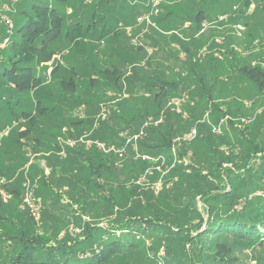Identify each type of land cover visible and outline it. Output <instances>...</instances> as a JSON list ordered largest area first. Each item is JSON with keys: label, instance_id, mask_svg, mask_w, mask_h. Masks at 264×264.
Segmentation results:
<instances>
[{"label": "trees", "instance_id": "trees-1", "mask_svg": "<svg viewBox=\"0 0 264 264\" xmlns=\"http://www.w3.org/2000/svg\"><path fill=\"white\" fill-rule=\"evenodd\" d=\"M94 1L22 0L11 15L12 33L0 34V43L6 41L0 49V124L7 121L24 127L12 132L0 148V183L4 181L2 189L10 195L4 202L0 194V264H238L232 242L264 248V121L262 129L256 122L240 133L246 135L238 137L245 164L236 171L223 167L234 163L235 151L222 152L224 139L212 131L220 117L248 115L241 109L243 101H253L252 108L257 107L253 103L264 101V66L252 64L264 48L259 55L241 57L227 47L222 59L208 55L201 63L197 51L206 41L192 36L179 51L154 46L156 51L149 57L145 44L115 45L113 41H122L126 32L112 28L105 16L92 11ZM254 2L238 0L234 21L248 27L243 14ZM71 6L77 10L68 13ZM197 13L189 19L199 33L207 17L203 11ZM253 28L248 40L260 33ZM151 31L163 37L156 29ZM95 41L107 45L102 53L110 59L103 65L109 66L99 69L100 60L77 61L89 69L84 75L94 76L84 87L81 79H75L79 73L61 62L47 66L56 56L63 57L67 45L79 50L82 46L85 54V48H97L91 45ZM159 56L168 64L156 63ZM49 69L51 78L62 80L47 87ZM186 84L194 86L192 103L178 112L174 100ZM110 90H125L128 97L113 102L107 117L100 120L101 103L112 101L107 95ZM81 107L87 111L86 118L74 116ZM208 108L209 122L202 120ZM150 119L162 122L144 128ZM256 119L264 120V114ZM256 126L259 130L254 133ZM193 127L197 137L186 143L183 139ZM142 129L136 152L133 140H128ZM85 133L107 146L127 149L128 163L119 168L116 155L94 147L83 152L85 156L77 148H66L65 157L59 155L60 138L78 139ZM181 141L185 143L178 144ZM190 153L195 163L184 165ZM30 154H38L34 162ZM161 155L168 167L175 162L174 169L162 190H144L138 179L160 163L141 158ZM41 160L50 167L48 175L40 169ZM213 170L224 173L230 190L210 185ZM154 179L148 176L149 182ZM54 181L70 189L65 205H72L74 216L62 228L56 222L63 215L64 199ZM26 182L36 190L35 200L42 201L38 220L22 205ZM47 194L53 203H45ZM95 195L99 201L91 199ZM105 218L108 222L103 225ZM72 224L80 234L68 231ZM188 229L197 235L193 237ZM183 238L190 250L179 242ZM161 245L165 256L158 258Z\"/></svg>", "mask_w": 264, "mask_h": 264}, {"label": "rangeland", "instance_id": "rangeland-1", "mask_svg": "<svg viewBox=\"0 0 264 264\" xmlns=\"http://www.w3.org/2000/svg\"><path fill=\"white\" fill-rule=\"evenodd\" d=\"M21 2L22 0H10V2H8L7 0H0V34L1 35H3L4 33H7L8 35H10L12 33L14 21L11 15L17 11V8L19 7V4ZM238 4H239L238 0H104V2H102V0L101 1L95 0L94 1L95 7L92 8V11L96 10V12L99 15L105 16L106 22L112 28L114 29L120 28L123 31L129 32V33L131 32L130 34H127V36H125V38L122 40L123 42H125V44L127 43V45H137V44L148 43V40H146V36L154 33L153 31H151V28H152V29H156L157 31H160L163 33V37L159 36V40L161 42L160 45L167 50H170V48L168 49V45H170L172 51L177 49L174 47L172 48V46L176 43L179 45L178 51L181 50V44L188 43V41L185 40L187 37H185L184 33L182 32L183 30L179 29L181 28V26H177V24H175L173 21L158 23L159 18L164 17V15L167 17V13H175L176 16L186 13L190 17L191 16L194 17L198 14L197 12L203 11L205 12L204 14H206V17H207L206 19L208 21V23H206L205 25V28L207 29V33L210 36V39L213 40L212 43L213 44L215 43L216 45L214 44L213 48L211 49L213 45L212 43L210 45L205 44L206 47H204L205 46L204 45L202 48L198 49L197 58L199 59L198 61L202 63V61H204L208 55H214L215 58L222 59L224 56L227 55L226 53L227 47L229 49H234L235 51H237L241 57H248L250 54L259 55L262 52V49L264 48L263 47V44H264V4L260 3L259 0H255L251 8L245 11L243 16L246 19V21H249L248 27L244 26V24L240 22L234 21L237 18V14H234L233 12L235 11V9H239L240 6ZM78 5L76 7H79ZM69 8L70 9H68V13H72L73 11L77 10L76 8H73L72 6ZM257 9H261V13H256ZM127 11H129V13H132L130 16L133 18V23L130 25H126L125 22L121 18L124 12H127ZM238 25H241L243 27V30H239ZM252 27L259 29L260 33L256 34L255 37H253L251 40H248L247 36L250 33V29ZM206 29H205V32H206ZM225 30L227 31L223 33ZM202 34L203 32L197 33L196 30H193V32H191V36L193 35V37H196V40L201 39ZM172 36H175V37H172ZM177 37L179 39L178 41H176ZM215 41H217L218 43H216ZM5 44H6V41L3 44L0 43V49H4ZM92 44L96 46L97 48L93 50L90 48H88L87 50V48H85V54L81 53L82 46H81V49L79 50V49H76V48H73L67 45L65 52L62 54L63 57L56 56L54 60L51 63H49L47 66L51 68L53 65L55 66L57 62H61L67 68V70L72 71V72L76 71L79 73L78 78H75V79L78 81L79 79H81L79 83H82L81 86L84 87L85 85L89 84L91 77L93 78L94 76L84 75V72H88L89 69H84L86 65H84L83 68H81L78 65L77 61L78 62L82 61L85 64L86 60H89V59H91L90 62H92V60L94 61L100 60L101 61L100 66H102V69H105L106 67L109 66V64L103 65L104 61L110 59L109 55L106 56V55H103L102 53L104 52V48L106 44L104 42L99 43L96 41L94 43H91V45ZM146 49H147V54L150 57L152 55V51L149 48H146ZM92 56H94V59H92ZM181 57L183 58V60L185 59L184 54H182ZM254 59L252 60L253 65L261 64L264 66V54L260 55L255 60ZM166 62H167L166 59L162 56L157 58V61H156V63H160L161 65L165 64ZM127 70H129V68H127ZM50 73H51V70L49 69L47 87L53 84H57L62 80L61 77L56 78V79L51 78ZM232 75L236 76L237 74L234 71L232 72ZM102 81H105V79L100 80V82ZM185 87L186 88L184 89V91H182L180 95H178L177 98H175L174 100L175 101L174 103H176L175 105L179 107L181 111L187 108L189 102L192 103L190 99V93L192 90H194V86L189 87L188 84H186ZM109 95L112 97L111 98L112 101H104L103 103H101L100 111L101 109L105 107V105L111 108L112 105L114 104L113 102H115L116 100H119V99L122 100L128 97V94L126 93L125 90L123 91V93H115L113 92V90L112 91L110 90ZM247 102L252 103L253 101L251 100L243 101V107L241 109L242 111H245L248 115L246 116L236 115V116H230V117L228 116L225 118L220 117L218 121L219 124L217 125V126L220 125L222 129V132L221 134H219V137L220 139L221 138L224 139L223 144L220 146V150L224 153H229L230 149H232L236 153L234 163L233 164L227 163L223 167L228 168V169H235L234 171H236L237 168H242L243 165L245 164V161L243 158L245 155V152L242 150L243 145H242L241 139H243L242 137L243 136L245 137L246 135L245 134L243 135L240 133H242L246 129V127H254L256 122L259 123L258 126L260 129H262V124H263L262 121H264L261 119H256L258 117V115H256V110L262 105H264V101L261 100V102L253 103L255 104V106H257L256 108H252V107L248 108L246 106ZM77 109L78 108H76L75 110ZM82 111H84L83 116H81ZM100 111L98 115L100 114ZM210 111L211 109L208 108L202 120L203 119L208 120L209 122ZM86 113L87 111L84 107H81L78 111L75 112L78 118H86L87 117ZM242 118H248L251 120V122L246 125H239L240 119ZM4 120H6V118ZM3 123L4 124H0L2 125L1 130L4 129L3 131L0 130V148L4 146V143H5L4 140L10 137V134H12V132H17L18 131L17 129L19 128H21V130L24 131V127L23 126L20 127V125L16 123H12V125H9L7 121H3ZM255 128L257 130H255L254 133H256V131L259 130L257 126ZM193 129L197 130L196 127H193L191 130ZM64 132L68 133V130L65 128ZM87 136L89 135L88 134L83 135L81 136L79 140H76L77 145L74 148L75 149L76 148L85 149V150L90 149L84 144L85 140H87V138L85 137ZM14 137H17V136H13V138ZM238 137H240L241 139H239ZM69 139L74 140L71 137L61 139L60 143L65 146L64 147L65 149L67 148V142L69 141ZM195 139L196 138L188 142L186 141V143H192ZM182 143H185V142L181 141V143H178V144L181 145ZM186 145H189V144H186ZM124 150H125V153L123 157H119L116 155L119 159L117 162V165L119 168H121L123 165H126L129 161V158H131V155H130L131 153H129L127 149H124ZM30 151L31 149L29 147L28 152ZM62 151H63V147L59 155L60 154L62 155ZM64 152H66V150ZM30 155H31L30 157L32 158V161L33 160L35 161V159L37 158L36 154H30ZM64 155H62V157H65ZM191 155L192 154L190 153L187 157H185L184 165H193L195 163V160L194 158L191 157ZM44 165H45V162H44ZM162 166L163 164H160L159 166L154 167V170H152L151 176L155 177V179L152 182H149L148 180L147 182L146 181L142 182V184H140V187H143V189L146 190L148 187L147 184L150 183L152 187L156 189V191H160V189L158 190V187L162 186L166 181H168L167 178L169 174L171 173V171L174 169L175 165L172 167H168L167 165H164V167ZM226 175L229 176L228 173H226ZM209 178H210L209 181L211 183L210 185L212 187L215 186V187H219L220 189L228 188V190H230L228 178L224 179L225 178L224 173H222L221 170L220 171L213 170V173L211 175L209 174ZM54 183H55L54 188L57 189L56 181H54ZM1 184H4L3 180L0 183V190H2ZM130 184H132V181ZM63 185H67V184H63ZM58 191H60L59 197H62V199H64L63 201L61 200L62 203L60 202L64 208V212H62L63 214L62 216L61 215L59 216V220L56 222V225L59 228H62L63 226L66 225L67 223L66 220L68 219L69 221V219L71 218L70 216H74V215L73 213H71L72 205H65L66 202L68 201L67 199L68 192L70 191L69 185L61 187ZM35 192L36 190L32 188L29 182H26L23 184V194L24 195L27 193L35 194ZM95 198H96V195L95 197H91V199L94 201H95ZM96 200L99 201L97 198ZM39 201L41 200L39 199ZM40 203L42 204V201ZM198 207L200 209V212L203 214L204 219L206 220L207 214L204 210V207L200 204L199 198H198ZM106 214L107 212L104 213V215ZM33 218L35 219V217ZM89 219L90 218L87 217L86 220H89ZM102 221H103L102 223L103 225H105V223L108 222L106 218L103 219ZM53 226H55V224ZM75 228H76L75 224H72L69 227L68 231L73 232L75 234H80V231L78 229H77L78 231H75ZM174 229L176 231V228ZM187 231H188L187 233L190 232L193 237L197 235V233H195L193 230L188 229ZM40 232H42V230H40ZM179 242H182V245H185L186 249L188 250L191 249L190 245L187 244L184 238L181 239V241ZM231 244L232 246H236L235 255L238 258V264H264V248L257 247L254 249H249L247 247L239 246V244H237L236 242H232ZM158 253H159L158 258L165 256L164 248L162 247V245L161 247L159 246ZM252 256L257 257V259L254 260Z\"/></svg>", "mask_w": 264, "mask_h": 264}, {"label": "built area", "instance_id": "built-area-1", "mask_svg": "<svg viewBox=\"0 0 264 264\" xmlns=\"http://www.w3.org/2000/svg\"><path fill=\"white\" fill-rule=\"evenodd\" d=\"M238 29L239 30H243V27L241 25H238ZM175 104L176 103H174V106L176 107L177 111L179 112L180 109ZM246 106L248 108H250L252 106V103L247 102L246 103ZM109 109H110V107H108L107 105H105V107L103 109H101L100 114L98 115L97 118L100 119V120H104L107 117L108 113H109ZM78 110H76V111H78ZM263 114H264V105H262L261 107H259L256 110V115H263ZM74 115L76 117H78L75 113H74ZM83 115H84V111H82V113H81V116H83ZM160 122H162L161 119L159 121H157V122H154L152 119H150V120H148L145 123L144 128L145 127H148V126H150L152 124L157 125ZM250 122H251L250 119H248V118H242V119H240L239 125H246V124H249ZM212 131H213L214 134H217V135L221 134V132H222L221 126L220 125L219 126H214L213 129H212ZM87 134L89 136L85 137V138H87V140H85V143L84 144L88 148L95 147L98 150L102 151L104 154H114V155H117L119 157H123L124 156V153H125V150L124 149L125 148H116L115 146H107L105 143H103V142H101L99 140L92 139L91 138V133H85L84 135H87ZM143 135H144V131L142 129V131L139 134L134 135L132 138H129V140H128V142L131 141V140H133L132 147H133V149L136 152H137V144H136V141L139 138H141ZM196 136H197V130L196 129H193L188 135H186V137L183 139V141H185V142L186 141L187 142L188 141H191L192 139L196 138ZM80 138L74 139V140L69 139V141L67 142V148H74L77 145V141L76 140H79ZM61 139H63V138H60L59 139L60 142H61ZM62 147H63L62 155H64V153H65L64 151L66 149L64 148L65 147L64 145H62ZM174 155H176V154L174 153ZM141 159L143 161H148V162H151V163H156V164L157 163H160V164H163V166L166 165V159L162 155L161 156H157V157L142 156ZM174 165H175V162L173 163V166ZM152 170H154V168H149L145 172V174L142 176V178L140 177L138 179L137 184L140 185V184H142V182H145V181L147 182L148 176H150L152 174ZM148 184H147V186H148L147 189H151L152 191H156V189H154L150 183H148ZM162 188H163V185L160 186V187H158V190L159 189L162 190ZM0 194H1L2 199H3L4 202H7L10 199V195L7 194L4 191V189L0 190ZM40 204H41L40 201L35 200L34 194L27 193V194L24 195L23 204L22 205L25 208L27 207L29 209L32 217H35L36 220H38L37 218H39Z\"/></svg>", "mask_w": 264, "mask_h": 264}, {"label": "crops", "instance_id": "crops-1", "mask_svg": "<svg viewBox=\"0 0 264 264\" xmlns=\"http://www.w3.org/2000/svg\"><path fill=\"white\" fill-rule=\"evenodd\" d=\"M132 13H129V11H127V12H124V14L122 15V20L125 22V24L126 25H130V24H132L133 23V18L130 16ZM218 19V18H217ZM168 21H173L175 24H177V26H181V28H179V29H182L183 31V33H184V35H185V37H187L185 40L186 41H189L190 40V38L193 36H191V32H193V30H195V25L191 22V20L189 19V15H187L186 13H183L182 15H179V16H176V14L175 13H167V17L164 15V17H160L159 18V20H158V23H164V22H168ZM206 23H208V21H207V19L206 20H204V22L202 23V29H201V31L200 32H203V34L201 35L202 36V40L204 41H206V45H210L211 43H212V39H210V36L208 35V33H207V29L205 28V25H206ZM165 26V25H164ZM194 28V29H193ZM205 29H206V32H205ZM227 30H225L223 33H225ZM126 32V31H125ZM160 32V31H159ZM199 32V33H200ZM213 32V31H212ZM131 33V32H130ZM129 32H126V36H127V34H130ZM160 33H162V32H160ZM149 37L146 39V40H148V43H146L145 45H146V48H149L151 51H152V54L156 51V49L154 48V46H161L160 45V40H159V36L158 35H156L155 33H152L151 35L149 34L148 35ZM191 36V37H190ZM190 37V38H189ZM181 39V38H180ZM179 39H178V37L176 38V41H178ZM114 43H115V45L116 44H119L120 46H125V47H129V45H127V43L125 44V42H123V41H120V40H115V41H113ZM216 43H218L217 41H215ZM213 44V43H212ZM215 44V43H214ZM213 44V45H214ZM206 45L204 46V47H206ZM216 45V44H215ZM179 45L176 43V44H174L173 46H172V48L174 47V48H177V49H179V47H178ZM162 47V46H161ZM105 48L107 49V45L105 46ZM105 48H104V50H105ZM159 48V47H158ZM157 48V49H158ZM164 48V47H163ZM170 48V50H171V46L170 45H168V49ZM129 49V48H128ZM160 49V48H159ZM165 49V48H164ZM103 50V49H102ZM147 50V49H146ZM115 57H116V55H115ZM124 57V56H123ZM159 57H161V56H159ZM158 57V58H159ZM156 61H157V59H156ZM125 62V64H127V62L126 61H124ZM127 66V65H126ZM102 68V66H100V69ZM107 95L108 96H110L109 95V92L107 93ZM80 151H81V153L82 154H84L83 152H89L87 149L85 150V149H79ZM38 154H36V156H37ZM84 156H85V154H84ZM86 157H87V155H86ZM31 162H34V160L32 161V158H31ZM44 162H45V165H44ZM43 163V164H42ZM31 163H29L26 167H25V170H27L28 168H29V165H30ZM38 164H40V169H45V174L46 175H48L49 174V172H50V167H48L47 166V164H46V161L45 160H41ZM58 177V176H57ZM13 183H11V185H12ZM57 185V187L60 189L61 187H64V186H67V185H63V183L62 182H59L58 184H56ZM38 186V185H37ZM55 190V189H54ZM46 199H45V203H47V204H49V203H53V200H51L50 199V197H51V195H49V194H47L46 195Z\"/></svg>", "mask_w": 264, "mask_h": 264}]
</instances>
